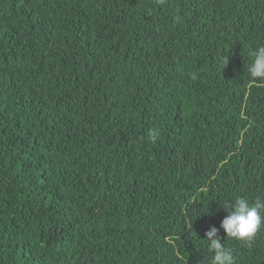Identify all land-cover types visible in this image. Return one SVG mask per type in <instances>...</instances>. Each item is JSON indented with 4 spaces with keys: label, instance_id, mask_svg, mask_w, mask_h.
<instances>
[{
    "label": "trees",
    "instance_id": "trees-1",
    "mask_svg": "<svg viewBox=\"0 0 264 264\" xmlns=\"http://www.w3.org/2000/svg\"><path fill=\"white\" fill-rule=\"evenodd\" d=\"M259 46L264 0H0V264H209L212 227L264 264L220 229L264 197Z\"/></svg>",
    "mask_w": 264,
    "mask_h": 264
},
{
    "label": "clouds",
    "instance_id": "clouds-1",
    "mask_svg": "<svg viewBox=\"0 0 264 264\" xmlns=\"http://www.w3.org/2000/svg\"><path fill=\"white\" fill-rule=\"evenodd\" d=\"M251 61L247 66V73L253 81L264 82V46H259L250 53ZM196 75H192L195 79ZM159 135L152 132L151 138L154 140ZM227 212V215L220 223V229L225 234L224 240H236L246 244H251L257 231L264 225V197H258L250 201L244 197H235L231 201L225 202L220 207ZM207 247L212 251L209 264H235L232 250L221 242L219 229L210 228L205 233Z\"/></svg>",
    "mask_w": 264,
    "mask_h": 264
}]
</instances>
